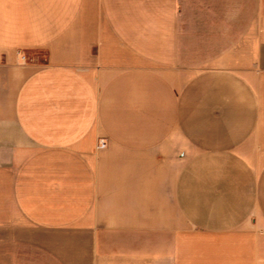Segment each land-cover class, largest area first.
Returning a JSON list of instances; mask_svg holds the SVG:
<instances>
[{"label": "crops", "instance_id": "0c3cea01", "mask_svg": "<svg viewBox=\"0 0 264 264\" xmlns=\"http://www.w3.org/2000/svg\"><path fill=\"white\" fill-rule=\"evenodd\" d=\"M0 264H264V0H0Z\"/></svg>", "mask_w": 264, "mask_h": 264}, {"label": "built area", "instance_id": "2783aa9c", "mask_svg": "<svg viewBox=\"0 0 264 264\" xmlns=\"http://www.w3.org/2000/svg\"><path fill=\"white\" fill-rule=\"evenodd\" d=\"M25 58V56L23 57ZM107 146V142L105 138H100L99 139V143H98V147L99 148H105Z\"/></svg>", "mask_w": 264, "mask_h": 264}]
</instances>
